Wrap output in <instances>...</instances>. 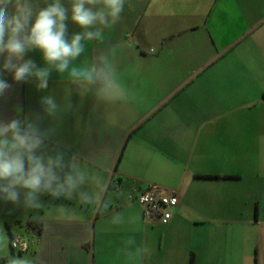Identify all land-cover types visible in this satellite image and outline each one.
I'll list each match as a JSON object with an SVG mask.
<instances>
[{
  "label": "crops",
  "instance_id": "0c3cea01",
  "mask_svg": "<svg viewBox=\"0 0 264 264\" xmlns=\"http://www.w3.org/2000/svg\"><path fill=\"white\" fill-rule=\"evenodd\" d=\"M81 31L67 21L69 40ZM83 43L70 68L111 63L126 99L100 100L99 85L82 86L68 72L53 70L45 90L4 73L11 87L0 95V122L27 117L53 129L45 151L79 160L81 190L106 185L109 206L47 194L39 210L0 200V261L264 264V0H125L103 40ZM24 59L45 66L38 51ZM151 186L177 197L166 224L135 200ZM10 236L28 250L12 253Z\"/></svg>",
  "mask_w": 264,
  "mask_h": 264
},
{
  "label": "clouds",
  "instance_id": "9594fccd",
  "mask_svg": "<svg viewBox=\"0 0 264 264\" xmlns=\"http://www.w3.org/2000/svg\"><path fill=\"white\" fill-rule=\"evenodd\" d=\"M70 8L62 0H51L45 7H38L35 0H0V95L11 87L4 73H11L16 82L36 81L38 90L48 88L54 70L68 72L82 86L99 85L96 96L105 102L126 99L115 67L106 61L100 66H72L84 51L83 41L103 40L105 30L114 28L121 20L125 0H69ZM82 31L69 40L66 36L67 21ZM114 45L112 51H116ZM38 51L44 67H37L31 59H24L29 52ZM6 54V55H5ZM86 90V89H85ZM120 95H117V91ZM45 112L54 115L57 106L51 97H44ZM53 129L42 130L38 123L12 119L0 122V200L29 210H39L44 205L40 196L53 199H78L82 204L102 205L101 192L82 191L87 179V169L75 157L66 160L63 152L48 154L46 141ZM99 183V181H97ZM23 190V191H22ZM2 243V242H0ZM127 245L135 243L127 240ZM6 246V245H4ZM7 264H32L27 257L10 256Z\"/></svg>",
  "mask_w": 264,
  "mask_h": 264
},
{
  "label": "built area",
  "instance_id": "2783aa9c",
  "mask_svg": "<svg viewBox=\"0 0 264 264\" xmlns=\"http://www.w3.org/2000/svg\"><path fill=\"white\" fill-rule=\"evenodd\" d=\"M136 202L144 208L145 215H155L159 217L162 224L168 223L171 218V209L176 207L178 201L174 193L161 195L154 186L140 193ZM10 247L16 252H26L28 244L18 236H13L10 240Z\"/></svg>",
  "mask_w": 264,
  "mask_h": 264
},
{
  "label": "trees",
  "instance_id": "16d2710c",
  "mask_svg": "<svg viewBox=\"0 0 264 264\" xmlns=\"http://www.w3.org/2000/svg\"><path fill=\"white\" fill-rule=\"evenodd\" d=\"M196 178H198V179H217V178H219V176L197 175ZM27 226L29 228H32L33 230H36L37 232H40V230H41V225H40V223H37V222H28L27 223ZM12 237L13 236H10L9 240H11ZM9 246H10V241H9ZM10 249H11V252L13 253L14 250L11 247H10ZM18 253L21 254L20 252H18ZM6 263H7V259H2L0 261V264H6ZM189 264H194V261H193V257L192 256L190 257Z\"/></svg>",
  "mask_w": 264,
  "mask_h": 264
},
{
  "label": "rangeland",
  "instance_id": "374dc122",
  "mask_svg": "<svg viewBox=\"0 0 264 264\" xmlns=\"http://www.w3.org/2000/svg\"><path fill=\"white\" fill-rule=\"evenodd\" d=\"M11 225L15 228L14 223H12ZM16 230H18V231L22 230V232H23V229H21V228L20 229L17 228Z\"/></svg>",
  "mask_w": 264,
  "mask_h": 264
}]
</instances>
